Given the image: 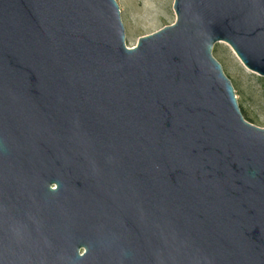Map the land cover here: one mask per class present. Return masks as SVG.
Returning <instances> with one entry per match:
<instances>
[{"label": "water", "instance_id": "1", "mask_svg": "<svg viewBox=\"0 0 264 264\" xmlns=\"http://www.w3.org/2000/svg\"><path fill=\"white\" fill-rule=\"evenodd\" d=\"M0 0V264H264V128L212 48L264 76V0ZM56 187V188H54Z\"/></svg>", "mask_w": 264, "mask_h": 264}, {"label": "rangeland", "instance_id": "2", "mask_svg": "<svg viewBox=\"0 0 264 264\" xmlns=\"http://www.w3.org/2000/svg\"><path fill=\"white\" fill-rule=\"evenodd\" d=\"M124 26L125 43L137 44L139 37L153 33L175 21L174 0H116ZM213 57L230 79L244 118L264 128V76L250 70L231 47L219 41L212 48Z\"/></svg>", "mask_w": 264, "mask_h": 264}, {"label": "flooded vegetation", "instance_id": "3", "mask_svg": "<svg viewBox=\"0 0 264 264\" xmlns=\"http://www.w3.org/2000/svg\"><path fill=\"white\" fill-rule=\"evenodd\" d=\"M54 188H56V187H54Z\"/></svg>", "mask_w": 264, "mask_h": 264}]
</instances>
